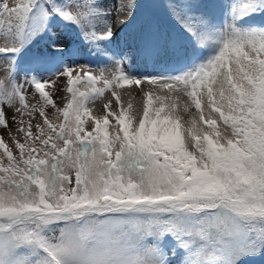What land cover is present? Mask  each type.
<instances>
[{
  "label": "snow or ice",
  "instance_id": "1",
  "mask_svg": "<svg viewBox=\"0 0 264 264\" xmlns=\"http://www.w3.org/2000/svg\"><path fill=\"white\" fill-rule=\"evenodd\" d=\"M142 3L0 0V264H264V0ZM137 16L110 67L18 77L55 18L100 48ZM133 57L181 70L133 76Z\"/></svg>",
  "mask_w": 264,
  "mask_h": 264
},
{
  "label": "rangeland",
  "instance_id": "2",
  "mask_svg": "<svg viewBox=\"0 0 264 264\" xmlns=\"http://www.w3.org/2000/svg\"><path fill=\"white\" fill-rule=\"evenodd\" d=\"M12 3L13 0H8ZM115 0H112L114 3ZM142 10L144 11H159L162 15V9H159L156 4L152 2L165 3L166 0H142ZM141 16H137L136 22L132 25L125 27L121 26L117 30V35L110 44L101 45L100 48H94L92 46L83 43L81 36L77 29L72 26H65L55 18L52 21L53 31L56 33L55 37H52L45 33V35L39 37L32 45H30L24 52L17 58V75L19 78L24 79L32 76L38 78H46L55 75L62 69L64 65H88L94 71H98L100 68L110 67L109 62L105 56V52L115 54L117 57L123 54L131 46V35L133 34L137 24L139 23ZM170 27L177 28L174 23ZM2 43V40H0ZM55 45L64 49L63 53L56 56L54 59L47 60L45 62H37V57H42L45 52H53ZM133 76H145V75H176L180 69L179 65H173L166 61H160L157 63L144 62L138 58H131L129 60L127 69ZM63 81L58 80L54 89H46V91L52 92V98L58 106L62 107L65 103L64 96L66 93L62 91ZM145 85H140L144 87ZM136 85H124V88L118 89L120 92L131 91L136 89ZM138 91V89H137ZM110 91L105 92V96H109ZM135 95V93H133ZM124 97H122V100ZM137 99H140L137 96ZM35 102V101H31ZM155 103V100H154ZM51 112V109L48 110ZM103 111V104L98 100L94 106H90V115L95 116ZM11 116V113H8ZM86 119V118H85ZM89 123H85V131L89 129ZM11 124V121H10ZM115 124L114 119H110L109 133L111 134L113 129L112 125ZM13 129L15 125H12ZM8 131L0 126V138H3L5 142H8ZM2 151V149H0ZM74 184V176L72 177ZM261 264V262H259Z\"/></svg>",
  "mask_w": 264,
  "mask_h": 264
},
{
  "label": "bare ground",
  "instance_id": "3",
  "mask_svg": "<svg viewBox=\"0 0 264 264\" xmlns=\"http://www.w3.org/2000/svg\"><path fill=\"white\" fill-rule=\"evenodd\" d=\"M10 4H11V3H10ZM2 68H3V63L0 62V75H3Z\"/></svg>",
  "mask_w": 264,
  "mask_h": 264
},
{
  "label": "trees",
  "instance_id": "4",
  "mask_svg": "<svg viewBox=\"0 0 264 264\" xmlns=\"http://www.w3.org/2000/svg\"><path fill=\"white\" fill-rule=\"evenodd\" d=\"M258 264H259V262H258Z\"/></svg>",
  "mask_w": 264,
  "mask_h": 264
}]
</instances>
